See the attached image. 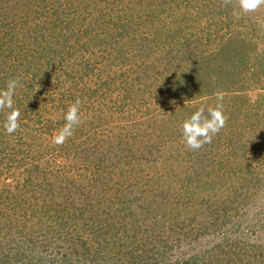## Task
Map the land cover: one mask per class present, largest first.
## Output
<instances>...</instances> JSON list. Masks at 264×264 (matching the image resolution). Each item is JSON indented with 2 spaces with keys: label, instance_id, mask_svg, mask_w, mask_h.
I'll use <instances>...</instances> for the list:
<instances>
[{
  "label": "trees",
  "instance_id": "trees-1",
  "mask_svg": "<svg viewBox=\"0 0 264 264\" xmlns=\"http://www.w3.org/2000/svg\"><path fill=\"white\" fill-rule=\"evenodd\" d=\"M122 2L0 0V90L11 79L21 85L13 97L21 111L15 133L4 129L11 109L0 110V264H264V82L250 78L262 75V65L250 71L245 62L257 51L251 37L264 41V6L244 13L238 0ZM159 21L168 22L164 37L155 33ZM182 22L190 24L196 44L183 46V61L177 56L141 81V73L155 70L145 63L155 51L147 45L163 51L176 39L190 40ZM235 44L240 49L233 53ZM136 55L141 62L120 63ZM221 60L228 63L218 66L223 78L215 79L217 72L207 69ZM99 74L104 84H126L134 100L139 91L160 89L179 107L162 124L143 129L145 147L135 143L127 152V142L121 144L135 155L63 161L62 149L79 147L53 143L61 123L58 115L43 116L49 113L43 102H53L44 87L53 83L59 90L79 78L94 85ZM238 79L246 81L242 90ZM217 91L224 93L227 125L210 144L190 150L182 124L202 105L215 107ZM189 92L205 94L186 97ZM233 121L242 125L236 124V136L250 141H232L226 129ZM87 128L78 129L85 141ZM77 164L82 172L75 174Z\"/></svg>",
  "mask_w": 264,
  "mask_h": 264
},
{
  "label": "rangeland",
  "instance_id": "rangeland-1",
  "mask_svg": "<svg viewBox=\"0 0 264 264\" xmlns=\"http://www.w3.org/2000/svg\"><path fill=\"white\" fill-rule=\"evenodd\" d=\"M122 1L123 2L120 3V5L125 3V6H126L127 4H129L130 0H122ZM194 18L197 19V17H194ZM167 21L166 22L159 21L161 23H160V25L156 26V28H157V31H155L156 35L159 34L160 36H163V33H165L167 31V29H165V32H163V28H161L164 26L166 28V25L169 22V21L168 22ZM202 22L205 23L204 21H202ZM202 22H200V23H202ZM195 25H196V23H195ZM203 25L205 27V24H203ZM219 27H220V25L214 27V29L212 31L213 35L216 36L219 33ZM154 28L155 27L153 26V29ZM186 28H188V31L189 30L192 31V29H190V24H186L185 22L184 23L182 22L180 29L182 30L184 36L188 35V34H186L187 32L185 31ZM139 30L142 31V33H144V34L147 33L146 37L151 38L150 33L146 32L149 30L145 31V29L142 27H140ZM190 31L188 32L189 33L188 36H190V40L186 41V39L183 38L182 41H179L178 39H176V40L172 41V43L169 44V46H165L163 51H162V49L160 50V48L162 46L161 47H157V45L154 46V43H153V45H150V46L147 45L146 46L148 50L151 46H153L152 49L155 50L152 52V55H149L150 56L149 61L148 62L145 61V63H147L149 68L155 67L154 68L155 70L152 73L149 72V73H151L149 75V77L145 76V74H147V73H145V74L141 73V81H142V79H143V81H145L146 79L148 80L150 78V76H152L153 73L155 74L156 71H158V70L163 72L165 69H167L166 67L169 68V64H171L173 59L176 58L177 56H178L177 59H180L183 61V58H181L182 57L181 54L183 53V49H184L183 46L184 45H186V46L192 45V43L195 39V38H191ZM195 32L197 34L196 29H195ZM196 34H194V35H196ZM251 38H253L255 43H257V51H254L255 58H249L248 56H246L247 60L245 62H248V65L250 67V71H253V69H255L256 67H260L262 65L261 66L262 72H260V74H262V75L259 76L258 75L259 73L257 72V75L256 74H250V78H252V81L264 82V71H263L264 70V52L262 51V49L264 48V41H261V40L257 41V38H254V36H252ZM262 38L263 37H261L259 39H262ZM139 41H140V39H139ZM136 43H139V42H136ZM194 43L196 44V39H195ZM130 46L127 47V45H125L124 48L127 50L130 48ZM201 46L202 45L198 44L197 46H195V48L196 47L201 48ZM234 47H235V50H233V53L237 49H240V48L236 47V44L234 45ZM126 50H125V52H126ZM141 51H140V53H143ZM224 57L226 58V56H224ZM123 59H124L122 61L123 63L120 62L123 66H129V65H132L134 62H138V61L141 62L138 55H136V58H130L129 61H127L126 58H123ZM235 59L237 60V58L234 57L233 60H235ZM233 60H231V62ZM215 63H216V61L214 63H212L213 65H215V67H212V69H207V70H209V72L211 71V74H212L213 69H214L217 73L215 75H211V76H213L215 79L216 78L221 79V78H223V76H222V73L219 72L220 67L224 66V63H228V61L225 60L223 62L221 60V64H215ZM165 64L166 65L168 64V66H165ZM212 64H211V66H212ZM144 66H146V65H144ZM218 66H220L219 69H218ZM134 68H135V71L133 72V78L138 79L137 78L138 74H135V73H136V71L138 72L139 67L135 66ZM21 70H23V69H21ZM24 70H25V67H24ZM144 71H145V69H144ZM10 72L12 73V70H10ZM5 73H6V76H10L9 73H7V72H5ZM22 73H24V72L22 71ZM30 73H32V70ZM250 73H252V72H250ZM99 75L101 77H99L96 81H94L95 82L94 85H92V84L86 85L84 83V81H82L83 78H79L77 81H75L73 83L65 84L63 86V88H61L59 90H58V88H55L53 86V83L52 84L49 83L48 85L46 84L44 87L46 99L47 98L49 99L48 95H52L53 98H50V100L52 101V99H53V102H49V100H48L49 103L43 102L44 104H47L49 106V113L43 112V116L45 118L57 119V115H58V118L60 119L61 127H63V125L65 123V120H63V119H64V116L67 113V110L70 107V105L72 103H74V101L77 98H80L83 101V103L81 105V123L79 126H77L74 129V131H76V133L74 132V134L71 136L73 141H69V139H68L64 144H62V145H65V144L72 142L74 147L75 146L77 148L79 147V151L75 152V149H73L72 147H71V149H69V148L62 149V151L58 154V156L61 157V159L63 161H64V159H68V157H69V159H72V158H76L77 156H78V158L81 157L83 159L84 158L92 159L94 156H97V157H100L101 160L102 159L106 160V159H112L114 157L124 158V157H126V155H130V156L135 155L134 153H130V152L125 154V152H123L124 150L122 149L121 144H123L125 146V144L127 142V144H128V149L126 150L127 152L129 151L130 147H132L135 143H137L136 145H140L141 148L145 147V143L148 142L149 137H147V135L144 134V130H147L149 126L152 127V126H154V124L156 125V122L160 121V123L162 124V121L164 119H167L169 116L173 117V115H172L173 112L175 110H177L179 107V106L177 107L176 102H174L172 100L165 101L166 98H169L170 94L166 93L164 95V98H163L161 95V94H163V92H159L160 89H159V91L157 89H156V91L154 89H151V90L147 89L148 91H146V90L139 91L138 94L135 96V100H134V99H132V96L129 94V92L126 93V90L124 89V87L127 86L126 84L121 85L122 82H120V81H118L119 84H117V83L116 84H108V83L104 84L103 80H104L105 74H103V75L99 74ZM247 75H249V74H247ZM25 79L27 81V78H25V77L22 80L25 82ZM44 81H47V80H44ZM106 81L109 82V80H106ZM245 82H246L245 80H243L241 82L240 79H238L235 81V84L240 86L242 83H245ZM45 83H47V82H45ZM229 84L233 85V78H231ZM138 85H140V84H138ZM181 85H183V84H181ZM184 87H180V88L184 89ZM243 87L244 86L241 85L240 89L242 90ZM259 87H261L260 84H259ZM140 88L141 87H139V89ZM134 90H137V88H134ZM164 93H165V91H164ZM189 93L191 94V92H189ZM148 94H152L153 97L147 98ZM203 94H205V93L196 92V94L194 93V94H191L192 96L190 95V96H186V97L202 98ZM177 95L175 97H177ZM179 97H184V95L181 94V96H179ZM251 97L253 99L257 100L256 93L251 94ZM160 99H163V101H161ZM188 99H190V98H188ZM58 102H61V103H58ZM187 102L188 101H182L180 103L182 104V103H187ZM53 103H55L56 106H54V105L52 106ZM180 103H179V105H181ZM54 107H58L57 109H59V110H57V112H55ZM262 113H264V112L262 111ZM149 116H151L152 118L149 119ZM238 117H241V114H239ZM84 124H86L89 127V128H87V130H89L91 133V137L88 138V140H86V141H85V139H87V138H85V134H83V131L78 130L79 127H82V125H84ZM236 124L237 123H235V121L229 122V125H232V127L230 128V126H229L226 129V133H229L232 135V137H234L232 139V141H244L245 139H247L246 137H244L245 139L243 140V139L236 136V132H237L236 127H237V125H239V124H237V125ZM165 125H167V124H165ZM241 126L242 125H239L238 129ZM140 128L142 130L143 129L144 130L142 131L143 133L140 132V134H139L138 131H140ZM57 130L59 131V129H57ZM58 131H56V133H54V134L56 135L58 133ZM46 133H47V131H46ZM48 133L50 134L51 131L49 130ZM141 134H144L146 139ZM259 137H262V136L260 135ZM153 139H154V141H158L157 136H155ZM246 141H250V140L247 139ZM86 145H89V147L87 146V149L83 150L84 147L86 148ZM95 148L97 150H94ZM113 148H115L117 150V151L114 150V151H116L115 153L117 156H115L114 153H112ZM98 154H100V156ZM78 172L79 173L82 172V166L79 164H77V166H76L75 174ZM8 178H9V176H8ZM103 179L108 180L106 178H103ZM139 182L143 183V180L140 178L138 180V183ZM106 184L108 185V184H110V182L107 181L105 183V185ZM138 188L141 191L144 189V186H138Z\"/></svg>",
  "mask_w": 264,
  "mask_h": 264
},
{
  "label": "clouds",
  "instance_id": "clouds-1",
  "mask_svg": "<svg viewBox=\"0 0 264 264\" xmlns=\"http://www.w3.org/2000/svg\"><path fill=\"white\" fill-rule=\"evenodd\" d=\"M232 0H224L225 4H230ZM239 8L244 13L255 12L264 6V0H238ZM236 13H234L235 15ZM17 79L7 81L6 88L0 90V110L5 108L11 109L6 115L4 129L7 134L11 135L20 128L21 111L14 108V95L16 89L20 87ZM216 105H202L182 124V138L185 145L190 150H199L205 144H210L213 137L226 127L228 116L225 114L223 104L224 93L217 91L214 93ZM83 101L77 98L70 105L64 116L65 123L56 135L53 137V143L57 145L64 144L74 133V129L81 123V105ZM207 112V115L205 113Z\"/></svg>",
  "mask_w": 264,
  "mask_h": 264
}]
</instances>
